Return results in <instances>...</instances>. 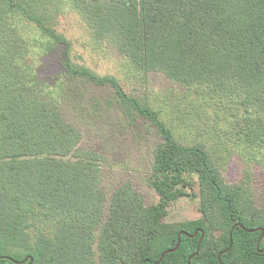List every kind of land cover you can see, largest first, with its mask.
<instances>
[{
    "label": "trees",
    "instance_id": "obj_1",
    "mask_svg": "<svg viewBox=\"0 0 264 264\" xmlns=\"http://www.w3.org/2000/svg\"><path fill=\"white\" fill-rule=\"evenodd\" d=\"M66 1L93 40L137 72L160 74L202 99L264 110V0H33L45 23L16 9L56 45L65 41L50 25ZM22 46L23 39L0 22V264H29L22 262L28 255L31 264H157L180 232L187 236L161 264H188L201 237L190 264H264V234L259 241L260 231L239 227L219 263L231 227L264 230V209L253 206L246 172L228 184L204 143L175 140L157 101L154 109L120 91L113 97L126 113L136 111L156 127L160 142L147 183L158 202L147 206L124 182L105 205L101 155L84 148L79 128L35 93L41 83L35 91L26 88L31 75L17 60L31 50ZM59 66L64 77L119 88L111 77L74 67L67 48ZM194 185L202 218L165 223L168 206Z\"/></svg>",
    "mask_w": 264,
    "mask_h": 264
},
{
    "label": "rangeland",
    "instance_id": "obj_2",
    "mask_svg": "<svg viewBox=\"0 0 264 264\" xmlns=\"http://www.w3.org/2000/svg\"><path fill=\"white\" fill-rule=\"evenodd\" d=\"M6 3L0 4V22L23 39L22 47L27 52L31 50L28 56L21 55L17 60L19 68L31 75L26 88L35 91L37 82L41 83L43 90L35 93L79 128L84 148L94 149L101 155L98 174L105 205L113 189L124 182H129L141 193L147 206L158 202L147 178L151 172L153 151L160 138L156 127L148 120L136 111L128 114L122 109L113 98L114 95L118 97L120 91L150 108L155 109L157 101L163 108L161 120L175 140L181 144L204 143L226 183L240 181L246 172L253 206L264 209L262 107L238 109L234 102L227 103L217 97L202 99L160 74L137 72L105 43L93 40L92 31L67 1L50 25L51 31L55 30L65 41L56 45L51 44L48 36L42 35L34 22L23 18L17 11L16 8H22L25 13L43 21L34 10L33 0H26L23 4L15 0ZM40 46L44 53H41ZM66 48L74 67L111 77L119 88L96 87L80 77H64L59 62ZM187 193L168 206L163 219L165 223L202 218L198 199L192 195L198 193V187L194 185L193 191L187 190Z\"/></svg>",
    "mask_w": 264,
    "mask_h": 264
},
{
    "label": "water",
    "instance_id": "obj_3",
    "mask_svg": "<svg viewBox=\"0 0 264 264\" xmlns=\"http://www.w3.org/2000/svg\"><path fill=\"white\" fill-rule=\"evenodd\" d=\"M236 227H239V228H241V229H243L244 231L249 232V233H251V232H255V231H260V232H261V235H260V239H259V241L261 240V237H262L263 234H264V230H263V229L258 228V229H254V230H247V229L244 228V226H243L241 223H236V224H234V225L231 227L230 232H229V244H228V247H227L225 250H223L222 252H220V253L218 254V261H219V263H220V256H221L222 254L227 253V252L231 249V246H232V233H233V230H234ZM197 232H198V231H196V232L193 234V237L196 236ZM181 235L187 236V233H186V232H180V233L178 234V237H177V241H176V245H175V247H174L173 249H169V250L165 251V252L160 256L159 260L157 261V264H161L163 258H164L167 254H170V253L174 252L175 250H177V248L179 247V244H180V237H181ZM201 240H202V237H201V239L199 240V243H198V246H197L196 252H195V253L189 258L188 264H190V260H191L194 256H196V254L198 253L199 245H200V243H201ZM3 258H6V259H9V260H10V258H7V257H3ZM27 260H29V264L32 263V258H31V257H28L27 259H24L22 262L25 263Z\"/></svg>",
    "mask_w": 264,
    "mask_h": 264
}]
</instances>
